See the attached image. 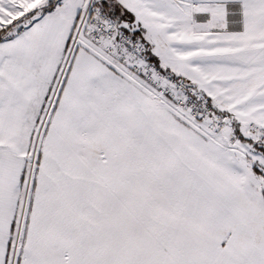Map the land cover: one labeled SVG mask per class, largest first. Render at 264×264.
<instances>
[{
    "label": "snow or ice",
    "instance_id": "snow-or-ice-1",
    "mask_svg": "<svg viewBox=\"0 0 264 264\" xmlns=\"http://www.w3.org/2000/svg\"><path fill=\"white\" fill-rule=\"evenodd\" d=\"M0 264H264V0H0Z\"/></svg>",
    "mask_w": 264,
    "mask_h": 264
}]
</instances>
